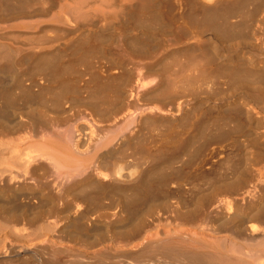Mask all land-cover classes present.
Instances as JSON below:
<instances>
[{"label": "bare ground", "instance_id": "6f19581e", "mask_svg": "<svg viewBox=\"0 0 264 264\" xmlns=\"http://www.w3.org/2000/svg\"><path fill=\"white\" fill-rule=\"evenodd\" d=\"M260 8L264 0H0V264H264V58L238 54L257 40L249 23ZM167 28L196 47L192 55L167 57L173 62L164 67L157 60L155 72L154 63L153 71L137 63L134 82L126 76L132 69L114 67L116 39L124 62L122 53L143 56ZM110 31L115 43L104 37ZM104 44L113 67L98 60L109 51ZM96 59L100 76L89 73ZM220 79L227 95L241 96L222 109L215 126L226 124L215 132L195 110ZM152 94L158 102L147 99ZM158 119L188 128L179 138L171 123L156 130ZM203 123L220 142L234 136L241 156L197 162L190 145L192 165L183 154L168 160L164 145L185 152L186 140L201 144L195 133H205ZM153 127L166 157L154 149L145 157L142 148L139 158L149 133L141 131ZM152 136L148 144L158 146Z\"/></svg>", "mask_w": 264, "mask_h": 264}, {"label": "rangeland", "instance_id": "374dc122", "mask_svg": "<svg viewBox=\"0 0 264 264\" xmlns=\"http://www.w3.org/2000/svg\"><path fill=\"white\" fill-rule=\"evenodd\" d=\"M251 9H254V7H253V8L251 7ZM251 11H252V10H251ZM259 11H261V12H259ZM262 11H264L263 8H262V9L260 8V10H257V12H259V14L255 17L256 19H255V18L252 19L253 21H254V20H255V21H254V22L252 21V22H250V23L248 22L249 25H250V27H251V32L249 33V34H251V35H249V34H248L249 36L247 35L248 37H251L252 40H253V37H254L253 42L257 39L256 42H254V44L256 43L255 45H257V44L260 45V44H261L262 46L260 45V46H258V48H257L254 44H253V45H249V44H252V43H251V42H252L251 39H249L250 43H247L249 46L244 45L245 47H243L242 50L238 51V54L242 53L243 51L245 52V51L247 50L246 52H253V53H256V52H257V53H260V54H262V57L264 58V49H262L263 46H264V43H263V41H264V34H263V33H264V17H263L264 14H263V13H264V12H262ZM255 15H256V14H255ZM261 15H262V16H261ZM258 21H259L260 23H259ZM256 22H257V23H256ZM251 23H252V24H251ZM255 24H256V26H255ZM257 24H259V26H258ZM252 26H254V27H252ZM250 27L248 26V28H250ZM257 27H258L259 29H258ZM254 28H255V29H254ZM167 29H168V28H167ZM167 29H166V30H167ZM262 29H263V31H262ZM166 30H165V31H166ZM248 30H249V29H248ZM248 30H247V33H248ZM252 30H253L254 32H252ZM165 31H164V32H165ZM168 31L173 32L174 30L172 31V29L169 28ZM258 31H260V32H258ZM164 32H162V33H164ZM171 32H167V34H169L170 36H169V35L167 36L166 33H165L166 35L164 34L165 36H162L163 34L161 35L160 32H159V33H158V36H159V35H160V36H159V37L157 36V41L159 40V42H160L161 44H159V42L156 41L157 44H156V42H155L154 45H153V47H149V48H148V49H150V51L147 50V52L144 51L145 53L142 52V53H143V54H142L143 56H141V57L138 56L139 58L136 57L137 59H135V58H134V59H133V58H132V59H131V58H128V57L126 56V53H122V52H126V51H125L126 49H124V50L122 51V49L120 50L121 47H118V49H119L120 51H122V52H121L122 55L125 54L124 57H122V60H124V62L121 61V58L118 59V58H119V54H120V52H119V50L117 49V46L115 45V44H118V42H119V46L122 45L123 48H124V45H123L124 43L121 42V41L118 40V39H116L117 43H115V42H116V41H115V37H111V34L113 33V31L107 32V33L104 34V37L110 36L111 38L108 37V39H109V38L111 39V42H110V43L113 42V43H115V44H112V45L110 46V48H113V49H110V48L108 47V45H109L110 43L108 44V39H107V42H104V41H103V43L108 44V45H105V44H104V45H105L104 49H105L106 51L110 49L111 51L115 52V54L109 50V51L106 52V54L104 55L105 58H103V60H102V57H101V58L98 57V60L101 59L100 61L102 62V64H103V63H108V64H109V63L112 62L111 60L114 59L113 57L116 58V57L118 56V57H117V60H116V59L113 60V61H114V64H113V62H112L111 65L113 64L115 68H116V67H117V68L119 67V69H120L121 71L124 70V69H126V67H128V69L124 70V72L122 71L123 74H126L127 71H128L127 73H129V70H131L133 67H135V65H136L137 63H138L139 65L142 64V66H141V65L139 66V65L137 64L138 67H137V65H136V67H135L136 70H138L137 68H139V67H140V68L143 67V64H144V65L147 64V67H148V66H151V71L154 70L153 72H155V71H157V70H161L160 65H158L159 68H160V69H158V66H157V64H155V63H156L155 61L158 60V61H159V63L157 62L158 64H160V61H161V65L164 64V62H166V64H168V63H167L168 61H172V62H173V60H175V59L178 60V59H179L182 55H184V54H186V55H192L191 52L193 51V49H196V47H194V48H193V47H188V48L186 47V48H185L184 46H185L186 40L182 39V40L180 41V37L178 36V37H179V39H178L177 36L175 35L176 33H174V32L171 33ZM171 34H173V35H171ZM253 34H254V35H253ZM258 35H259V36H258ZM171 36H174L173 38H175V39L173 40V38H172ZM175 36H176V37H175ZM167 37H168V38H167ZM262 37H263V40H262ZM113 38H114V40L112 41ZM158 38H159V39H158ZM166 38H167L168 41H166ZM110 39H109V40H110ZM103 40H105V38H103ZM169 40H170V42H169ZM175 40H176V41H175ZM114 41H115V42H114ZM257 41H258V43H257ZM162 42H163V43H162ZM172 42H173V43H172ZM180 42H181V43H180ZM120 43H121V44H120ZM122 43H123V44H122ZM175 43H177V44H175ZM155 44H156V46H155ZM162 44H163V45H162ZM172 44H173V45L175 44V45L172 46ZM159 45H161V46H159ZM166 45H167V46H166ZM113 46H114V47L116 46V47H115L116 50H114V47H113ZM157 46H158V47H157ZM156 47H157V48H156ZM163 47H164V48H163ZM183 47H184V48H183ZM249 47H251V48H249ZM260 47H261L262 51L260 50ZM125 48H126V47H125ZM151 48H152V49H151ZM158 48H159V49H158ZM162 48H163V50H162ZM192 48H193V49H192ZM226 48H227V47L222 48V52H224V53H222V54H224V55H227V54L229 53L228 49H227L228 52H225ZM254 48H255V49H254ZM153 49H154V50H153ZM156 49H157V50H156ZM174 49H175V50H174ZM188 49H191V50L188 51V52L191 51V52H190L191 54H188V52H187ZM155 50L157 51V55H155V53H156ZM169 50H170V51H169ZM176 50H177L178 52H177ZM181 50H183V51H181ZM152 51H153V54H152ZM154 51H155V52H154ZM165 51H166V52H165ZM241 51H242V52H241ZM118 52H119V53H118ZM148 52H149V53H148ZM167 52H170V53L168 54ZM183 52H184V53H183ZM112 53H113L114 56L112 55L113 57H111V58H113V59L110 58V55H111ZM116 53H117V54H116ZM164 53H165V54H164ZM107 54H110V55H107ZM145 54L148 55V56H146V58H145ZM149 54H151V56L153 57L152 60H151V58H150L151 56H149ZM158 54H159V55H158ZM167 54H168V55H167ZM172 54H173V57H172ZM175 54H176V55H175ZM179 54H180V55H179ZM195 54H196V50H195ZM195 54H193V55H195ZM122 55H120V56H122ZM104 56H103V57H104ZM155 56H156V57H155ZM160 56H161V59L163 58V59H165V61H164V60H160V59H159ZM164 56H165V57H164ZM176 56H177V57H176ZM143 57H144V58H143ZM167 57H171V59L173 58V60H171L170 58H167ZM175 57H176V58H175ZM106 58H107V59H106ZM109 58H110V60H109ZM174 58H175V59H174ZM104 59H105L106 61L108 60L109 62H105ZM127 59H128V61H129V60H130V61L127 62ZM140 59H141V60H140ZM147 59H148V60H147ZM168 59H169V60H168ZM115 60H116V61H115ZM142 60H144V61H142ZM167 60H168V61H167ZM95 61H97V59H96ZM95 61H94V62H95ZM110 61H111V62H110ZM215 61H216V62H215ZM92 62H93V61H92ZM94 62H93V65H90L91 67H89V69L92 68V66H94V65H95V66H94L91 70H89V73H92L93 75H96V74L98 73V76H100V74L102 73V72H101L102 69L100 68V67H101V63H100L99 61H97V62H95V63H94ZM98 62H99V63H98ZM121 62L124 63V64L126 63V65H128L127 63L130 64V62H134V63H133L134 65H132V66H130V65H129V66H125V65L123 64L125 67H123L122 65H119V66H118V63L120 64ZM154 62H155V63H154ZM162 62H163V63H162ZM96 63H97V64H96ZM122 63H121V64H122ZM149 63H150L151 65H149ZM152 63H154V65H153ZM169 63H170V62H169ZM220 63H221L220 60H214V63L212 64V67H211L212 70H213V74H214V72H216L215 70L218 69V68H217L218 66H216V65H220ZM131 64H132V63H131ZM166 64H165V65H166ZM96 65H98V66H96ZM113 65H112V67H113ZM152 65H153L154 69H153ZM155 65H156L157 67H156ZM165 65H162V66L164 67ZM168 65H169V64H168ZM106 66H110V65H106V64H104V66L102 65V68H103V67L105 68ZM215 66H216V69H215ZM95 67H97V68H99V69H97V68H95ZM110 67H111V66H110ZM155 67L157 68L156 70H155ZM129 68H130V69H129ZM100 69H101V70H100ZM133 69H134V68H133ZM133 69H132L130 72H132V71L134 72V71H135V72H134V75L132 74V73H133V72H132V73H130V74H127L126 76H128V77H130V78L132 77L130 80H132V81L134 82V79L136 78V77H134V76H136L137 74L135 75L136 70H133ZM152 69H153V70H152ZM103 70H104V69H103ZM219 70H220V68H219L217 71L219 72ZM218 72H216V73L218 74L217 77H219V75L221 76V74H220L221 71H220L219 73H218ZM87 73H88V72H87ZM89 73H88V74H89ZM216 73H215V74H216ZM131 74H132L133 76H130ZM86 75H87V74H86ZM87 76H88V75H87ZM87 76H85V77L87 78ZM215 76H216V75H215ZM215 76H213V77L216 79ZM88 77H89V76H88ZM133 77H134V78H133ZM86 78H85V79H86ZM82 79H83V78H82ZM88 79H89V78H88ZM217 79H218V78H217ZM223 79H224V78H223V74H222V80H223ZM222 80L220 79V81L223 83L224 80H223V81H222ZM220 81H219V82H220ZM219 82L216 83V80H215V83H216V84H215V86L213 87V89H212V90L210 89V92H209V90L206 91V93L208 92L207 94L210 93V96L207 95V94H205V93L203 92V93H204V96H205V95L208 96V97L205 96L206 98L204 99V97H203V95H202L203 93H202V94H199V95H202V97L199 96V104H200V105H201V104L203 105V103H205V101H206V103L208 102V104H207L208 106H207L206 103H205V104H204L205 106H202V105H201V106H202V107L200 106L201 108H200V107H199V108L197 107L198 109L195 110V113H196V111L198 110V112H197L196 114H199L200 116L204 113L205 118L202 117V118L200 119V123L203 122V121H205L206 123H205V122H204V123L207 124V126H208V123L211 122V123L209 124L210 126H208V127L210 128L211 125H212L214 129L211 128V130H212V131L215 130V132H216V130H218V127H219V129H220V127H221L220 124H226V123L220 122L219 126L217 125L218 127L215 126V125H216V121H218V119L221 118L220 116H221L222 109H224L223 112H226V111L228 110L227 105H229V104H231V103H233V102H237V101L239 100V97H238V96H241L240 93H236V94H235V92L232 93V92H230V91H229V94L232 95V97L229 96V95H227V94H228V92H227L228 88H226L227 86L225 85V83H223L224 86H225V87H224V86H222L223 84H222V83L220 84ZM224 82H225V81H224ZM218 83H219L220 87L222 86L221 88H222L223 90H221V88H220V91H216V90H218V89H216V86H217V88L219 87V86H218ZM82 84H83V82H82ZM130 84H131V81H130ZM132 84H133V83H132ZM223 87H224V88H223ZM214 88H215L216 90H215ZM224 89H225V90H224ZM226 89H227V90H226ZM213 91H215V94H214ZM224 91H225V92H224ZM79 92H80V93H79ZM79 92H78L79 95L81 94V92L83 93V94L80 95V96L78 95V96L80 97V100H79V101H81V100H82L81 98H84V97H85V92H84V90H82V89H81ZM211 92H212V93H211ZM221 92H223V93L221 94ZM226 92H227V93H226ZM231 93H232V94H231ZM211 94H212V95H211ZM213 94H214V95H213ZM237 95H238V96H237ZM83 96H84V97H83ZM216 96H217V97H216ZM214 97H215V98H214ZM230 97H231V98H230ZM153 98H156V96L153 95V94H152L151 96L147 97V99H148L149 101L151 100L150 102H152V101H153V103L158 102V101H156V100H158V99L155 100V99H153ZM157 98H159V97H157ZM202 98H203V99H202ZM208 98H209L210 100H212V101H209ZM217 98H218V99H217ZM235 98H236V99H235ZM176 99H177V98H176ZM176 99H175V97H174V100H173V101H176V102H177ZM200 99H201V100H200ZM159 100H160V99H159ZM203 100H204V101H203ZM218 100H219V101H218ZM229 100H230V101H229ZM234 100H235V101H234ZM79 101H77L76 107H79V104H80V105L83 106V107L81 106L82 108H86V107L83 105L84 102H79ZM160 101H161V100H160ZM217 101H218V102H217ZM82 103H83V104H82ZM225 103H226V104H225ZM199 104H198L197 106H199ZM218 104H221L222 106H220V105H218ZM125 105H126V103H125ZM125 105L123 106V108H125V107L127 106V105H126V106H125ZM212 105H213V106H212ZM211 106L214 107V108H212ZM207 107H208V110L211 109L212 111H211V110H210V111L213 112V114H210V112L208 113V114H209V117H208V115H206L207 112H208V111H206V110H207V109H206ZM210 107H211V108H210ZM225 107H226V110H225ZM79 108H80V107H79ZM113 108H114V107H113ZM113 108H111V109H113ZM116 108H117V107H116ZM116 108H114V109L116 110ZM119 108L123 109V108H122V105H121V107L118 106V109H119ZM219 108H220V109H219ZM121 109L117 110V112H118L117 114H115V112H114V116L117 117L118 115H120L119 113L121 112ZM213 109H215L214 111L216 112L217 115L214 114ZM220 110H221V111H220ZM124 111H125V110H123L122 113H123ZM219 111H220V112H219ZM122 113H121V114H122ZM104 115H106V114H104ZM104 115H103V120L101 119V121H104V122L106 121L107 123H109V124L112 125L114 122L111 123V121L114 119V116L112 117V120H111V117H107V116H106L107 119L109 118V122H108L107 120H104V119H106V117L104 118ZM211 115H212V116H211ZM202 116H203V115H202ZM206 118H207V120L210 121V122H208V121L206 120ZM204 119H205V120H204ZM113 121H114V120H113ZM157 121L159 122V119H158ZM157 121H155V122H153V123L158 124ZM181 121H182V120H181ZM184 121H185V120H183V123L185 124L186 121H185V122H184ZM104 122H102V123L104 124ZM106 122H105V123H106ZM163 122H164V121L159 122V123H162V124H163ZM207 122H208V123H207ZM102 123H101V124H102ZM107 123H106V124H107ZM164 123H165V122H164ZM166 123H167V126H169V123H171V122H167V121H166ZM179 123H180L182 126L184 125V124H182L181 122H179ZM186 123H188V121H187ZM204 123H203L202 125L199 124V126H198L199 128H198V127H197V128H198V129L205 128L206 125H205ZM103 124H102L101 126H103ZM151 124H152V123H151ZM151 124H150V125H151ZM155 124H153V126H154ZM162 124H159L158 127L155 125V128L157 127L156 130H158V128H160V130H158V131L165 132V131H163V130H168V129H169V127H167L165 124H163V127L165 126L164 128L167 127V129H163V128L159 127V126L162 125ZM177 124H178V121H177V122H174V123H171V125H170V128H171V129L168 130V132L176 133L177 136L181 134L180 137L178 136L179 138H181V137L183 136L184 132L186 131L185 129H187L188 127H187V128L185 127V129H184L185 131L183 130V128L181 129V127H180L179 130H180V129H181V130L179 131V130H178V126H177V128H176V130H175V125H177ZM107 125H108V124H107ZM107 125H106V126H107ZM181 125H180V126H181ZM188 125H189V124L184 125V126H188ZM104 126H105V125H104ZM148 126H149V125H148ZM148 126H145L144 129L147 128ZM184 126H183V127H184ZM204 126H205V127H204ZM214 126H215V127H214ZM200 127H201V128H200ZM151 128H152V127H151ZM197 128H196V130H197ZM209 128L206 127V128H205L206 131H204V132L206 133L207 131H209V130H210ZM227 128H228V126H227ZM227 128L225 129V127L222 126V129L227 130ZM161 129H162V130H161ZM172 129H173V130H172ZM207 129H209V130H207ZM147 130L149 131V133H150V132H151V133L154 132V134H149V133L145 134L147 137H149V135H150V136L153 135V136H154V140H158V141H159V139H158L159 137L157 138V131L154 129V127H153V129H150V130H149V129H146L145 131H141V133H142V134H143V133H146V132H148ZM151 130H152V131H151ZM153 130H154V131H153ZM201 130H203V129H201ZM201 130H199V132L203 133ZM211 130H210V132H209L210 134H209L208 132H207L206 134L203 133L202 135H204V136H203L204 138H201V139H200V135H201V133L198 134V133H195V132H194L195 135L197 134V137H198V135H199L198 140L201 141V142L199 141L201 144H197L198 141H197L195 135H193V136L195 137V140L189 141L190 139H188V141L191 142V143L194 142V141H197V143L195 142V143H196L195 145H194V143H193V144H189V142L186 143L187 140L185 141V143H182V144H187V145H188V146H185V145L183 146V147H185V149L183 148V150H185L186 153H185V152H182V150H181L182 148H181V147H177V146L175 145V143H173V144H169V145H164L162 142H160V141L158 142V141H157L158 143H156V144H158V146L155 145V144L153 143V144H154V145H153L154 147H153V146H151L152 144H148V143H150L151 138H150V137H149V138H146V136H145L144 134H143V136H141V135H140V136H141V138L143 137V139H144V140H141V141H143L142 143H144V141L146 140V141H145L146 144H142V145H144V146H142V147H141V144H139L140 147H138V148H140L139 150H141L142 148L147 149L148 151H144L145 154H147V156H145V154L143 153V150H141V152H138V153H139V155L142 154V153H143L144 155H141V156L138 155V153H137V151H138V148H137L138 144H136L137 146L135 145L134 147H132L133 144L130 146L131 148H135V147H136V148H135V149H137L136 152H134V151H135L134 149H132V150H134V151H132L131 149H129L130 151H132L131 153H129V152H130V151L128 150L129 146H126V147H128V148L123 147V149H122V148H121V149L124 150V149L126 148V149L128 150V151H124V152L122 151L124 154H128V153H129V156H130V155L136 153V155H138L139 158H140V157H142V156L148 157L149 155H152L151 152H153V151H152L153 149H154V152H155V151H156V152H157V151L159 152V151H163L164 148H167V147H168V149H167V150H169L168 152H167V150L165 151V149H164V151H165L167 154L171 151V153H169V156H172V158L168 156V160H171V159L173 160V159H174L175 162H177V161H176L177 158H178V160H181L182 154L184 155V156L182 157V161H183L184 159H185V161L188 160V157H189V156H187V154L190 153L194 147H196L197 149H196V148L193 149L192 153H190V154L193 155V156L191 157V155L189 154L190 157H191V158H190V157H189V158H190V159H194V161H197V162H198V160H199V161L201 160V161H210V162H212V160H214V161H219V160H223V159L226 160L227 158H228V159L230 158V159H232V160H233V159L235 160V159H238V158L241 156V154H240V153H241V149L239 148V145H238V144H237L238 146H236V143H234V141L237 142V139H234V138H235L234 136H231L232 138L227 136V137L229 138V140H227L228 138L225 139V137H222L221 142H220V141L218 140L219 137H218L217 139H216V138H213V137H217L216 134H219L220 131L218 130V131H219V132L217 131L218 133H214V132L212 133ZM220 130H221V129H220ZM196 132H197V131H196ZM177 133H178V134H177ZM179 133H180V134H179ZM211 133H212L213 135H212ZM202 135H201V137H202ZM208 135H209V136L212 135V138H213V139H212L211 137H210V139H209V136H208ZM153 136H152V138H153ZM206 136H207V137H206ZM218 136H219V135H218ZM137 137L139 138V136H137ZM144 137H145L146 139H145ZM194 137H193V138H194ZM155 138H156V139H155ZM191 138H192V137H191ZM205 138L209 139V141L206 139L207 142H209V144H208L206 141H205V143H207V144L204 143V139H205ZM220 138H221V136H220ZM223 138H224V140H223ZM230 138H231V139H230ZM148 139H149V142L147 141ZM202 139H203V140H202ZM211 139H212V140H211ZM154 140H153V141H154ZM210 140H211V141H210ZM226 140H227V142H226ZM233 140H234V141H233ZM139 141H140V140L138 139V142H139ZM202 141H203V142H202ZM215 141H217V142L215 143ZM133 142H134V141H133ZM133 142H132V143H133ZM135 142H137V141L135 140ZM135 142H134V144H135ZM154 142H156V141H154ZM219 142H220V144H219ZM222 142H223V143H222ZM139 143H140V142H139ZM151 143H152V141H151ZM159 143L163 144V145H164V148H163V146L160 147V144H159ZM203 143H204V144H203ZM210 143H211V144H210ZM229 144H230V145H229ZM232 144H233V145H232ZM147 145H148V146H147ZM172 145L175 146V147L177 148V150L181 148L180 151L178 152L179 155H176L177 157L174 156L176 159L173 158V155H175V154H174V152H172V150H176V148L174 149V147H173ZM190 145H192L193 148H192ZM193 145H194V146H193ZM202 145H203V146H202ZM205 145H207L208 147L205 146ZM149 146H150L151 148H149ZM211 146H212V148H211ZM227 146H228L229 148H228ZM230 146H231V147H230ZM157 147H158V148H163V149H162V150H159ZM172 147H173V148H172ZM232 147H234V148L232 149ZM237 147H238L239 149H238ZM169 148H172V150L169 149ZM187 148H190V149H187ZM126 149H125V150H126ZM149 149H150V150H149ZM155 149H156V150H155ZM157 149H158V150H157ZM204 149H205V150H204ZM119 150H120V149H119ZM177 150L175 151V153L177 152ZM189 150H190V151H189ZM197 150H198V151H197ZM208 150H209V151H208ZM217 150H218V151H217ZM231 150H232V151H231ZM234 150H235V151H234ZM215 151H216V152H215ZM226 151H229V152H226ZM236 151H237V152H236ZM126 152H127V153H126ZM146 152H147V153H146ZM156 152H155L156 157L158 156L159 153H163V152H159L158 154H156ZM187 152H188V153H187ZM197 152H198V153H197ZM213 152H214V153H213ZM218 153H219V154H218ZM224 153H225V154H224ZM234 153H235V156H233ZM238 153H239V155H237ZM163 154H164V155H163V156H160V157H164V158H165V157H166V156H165V153H163ZM167 154H166V155H167ZM171 154H173V155H171ZM213 154H214V155H213ZM220 154H221V155H220ZM134 155H135V154H134ZM136 155H135V156H136ZM161 155H162V154H161ZM236 155H237V156H236ZM132 156H133V155H132ZM138 156H137V157H138ZM153 156H154V155H153ZM178 156H179L180 158H179ZM185 156H186V157H185ZM231 156H233V157H231ZM130 157H131V156H130ZM195 157H196V158H195ZM197 157H198V158H197ZM234 157H235V158H234ZM237 157H238V158H237ZM201 158H202V159H201ZM190 159H189V160H190ZM215 159H216V160H215ZM174 160H173V161H174ZM190 161H191V162H189V161H186V162H189V163H191V165H192V163H193L194 161H192V160H190ZM192 167L195 168V166H192ZM216 167H217V166H216ZM219 168H222V167H219V166H218V168H216V169H219ZM219 170H221V169H219ZM216 171H218V170H216ZM219 172H220V171H219ZM221 172H222V171H221Z\"/></svg>", "mask_w": 264, "mask_h": 264}]
</instances>
